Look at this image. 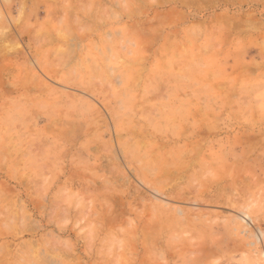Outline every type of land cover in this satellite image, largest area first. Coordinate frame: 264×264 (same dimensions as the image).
<instances>
[{
	"label": "rangeland",
	"instance_id": "1",
	"mask_svg": "<svg viewBox=\"0 0 264 264\" xmlns=\"http://www.w3.org/2000/svg\"><path fill=\"white\" fill-rule=\"evenodd\" d=\"M154 1L0 0V264H264V0Z\"/></svg>",
	"mask_w": 264,
	"mask_h": 264
},
{
	"label": "bare ground",
	"instance_id": "2",
	"mask_svg": "<svg viewBox=\"0 0 264 264\" xmlns=\"http://www.w3.org/2000/svg\"><path fill=\"white\" fill-rule=\"evenodd\" d=\"M154 1V0H153ZM168 1V0H167ZM190 1V0H189ZM155 2V1H154ZM157 2V1H156ZM158 2H160V0H158ZM183 2V1H182ZM185 3V2H184ZM176 15V14H175ZM180 16V15H179ZM175 17V16H174ZM161 18V17H160ZM63 27V26H62ZM56 29V28H55ZM57 30V29H56ZM45 31V30H44ZM59 31V30H58ZM70 31V30H69ZM57 32V31H56ZM66 32V31H65ZM68 32V31H67ZM67 32L65 34H67ZM60 33V32H59ZM69 33V32H68ZM63 34V33H62ZM64 35V34H63ZM170 35V34H169ZM169 37V36H168ZM66 54V53H65ZM62 60V59H61ZM211 164V163H210ZM3 223V221H2ZM5 225V224H4ZM34 247V246H33ZM30 252V251H28ZM29 256V255H28ZM45 260V259H44ZM41 261V260H40ZM49 262V261H48Z\"/></svg>",
	"mask_w": 264,
	"mask_h": 264
}]
</instances>
